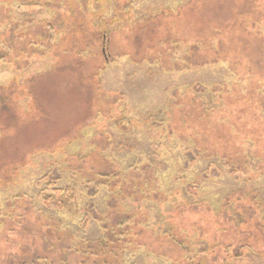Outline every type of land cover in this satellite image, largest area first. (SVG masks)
<instances>
[{
  "label": "rangeland",
  "instance_id": "374dc122",
  "mask_svg": "<svg viewBox=\"0 0 264 264\" xmlns=\"http://www.w3.org/2000/svg\"><path fill=\"white\" fill-rule=\"evenodd\" d=\"M0 94V264H264V0H0Z\"/></svg>",
  "mask_w": 264,
  "mask_h": 264
},
{
  "label": "trees",
  "instance_id": "16d2710c",
  "mask_svg": "<svg viewBox=\"0 0 264 264\" xmlns=\"http://www.w3.org/2000/svg\"><path fill=\"white\" fill-rule=\"evenodd\" d=\"M230 46H231L232 49L231 48H228V49H229L231 55H233V56L234 55H236V56H240L241 55L240 51H239V48L237 47L236 44L235 45H230ZM234 50H237V52H235ZM0 95L2 96V97H0V117H1L2 114H5L6 116L9 115V117H10V119H8V117H6L5 119H7V120H4V121L0 119V126L2 125V127L7 128V127H10L11 125H14L13 124L14 122L13 123L10 122V120H13V118H12V115L10 116V113L8 114V109H7V108H9L8 107V102L6 104L5 103L6 99L4 100L3 94H0ZM15 119H17V118H15ZM53 189L56 190V191H59L60 193L64 190L63 186H59V187L53 188Z\"/></svg>",
  "mask_w": 264,
  "mask_h": 264
}]
</instances>
